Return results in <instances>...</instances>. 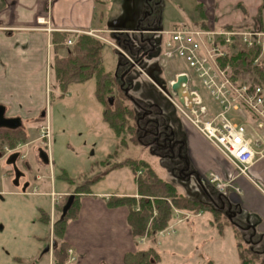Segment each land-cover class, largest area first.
I'll return each mask as SVG.
<instances>
[{
    "label": "rangeland",
    "instance_id": "1",
    "mask_svg": "<svg viewBox=\"0 0 264 264\" xmlns=\"http://www.w3.org/2000/svg\"><path fill=\"white\" fill-rule=\"evenodd\" d=\"M145 4L146 0H97L95 18L99 20L102 31L88 34L103 42L100 56L105 72L114 73L119 61L132 59L125 48L114 45L110 32L115 31L111 30L112 28H136L144 14ZM195 6V0H165L160 29L195 27L198 20ZM154 37L159 43L158 61L152 62L149 56H144L138 61L132 60L135 86H130L129 91L127 87L125 89L138 107H156L158 113L151 118L162 122L159 140H153L151 135H148L145 141L147 145L132 142L127 146L120 145L117 137L102 118L103 106L95 97L93 80L71 83L66 93H62L55 88L53 76L49 78L48 74L46 101L43 107L46 111L45 116H41V110L35 117L29 115L24 117L19 114L21 125L10 131L21 134L23 147L19 149V153L25 158H18L11 164L7 162L11 153L0 155V264H33V262L48 264V257L49 264H54L53 221L60 215L57 211L63 209L69 195L72 193L75 195V191H80L81 185L86 182L89 185L88 190L108 193L107 197L133 193L136 189L135 174L129 167L123 166L107 174L104 173L111 164L105 166L101 161L114 151L116 153L112 162H121L126 158L144 159L161 178L175 182L178 192L193 197L201 196L194 174L182 172L185 169L180 154L182 136L174 120L180 117V114L166 95L151 81L156 82L178 102V98L168 86V80L177 71H186L191 78H194V73L181 58L163 57L165 35L154 34ZM58 51L59 54L63 53L62 50ZM52 53L54 54L53 49ZM156 70L160 71L159 76L155 74ZM195 87L205 104H213L212 99L201 86ZM49 91H52L50 97ZM243 122L250 127L255 126L256 120L247 116ZM43 126L48 127L50 135L48 141L41 137ZM40 152L47 154L48 163L43 162ZM15 169L23 174L16 186L12 182ZM63 173L67 180L62 176ZM1 174H5L4 179L1 178ZM100 174L105 175L99 180L92 181ZM5 180L6 185L2 187ZM28 182L26 192H20L21 187ZM63 191L69 193L64 194ZM42 209L49 214L48 224L38 220ZM201 218L208 220L209 213L203 212ZM224 232L227 235L212 246L210 253L223 254L222 259L225 261L234 254L235 227L228 224ZM171 237L172 234H165L158 242L169 261L168 264H186L195 256L196 251H191L190 257H186L185 249L167 248L165 242ZM210 241L211 239L206 243ZM203 244L197 246V249L200 250ZM212 254L208 257L202 256L193 263L207 264L209 260H213ZM12 256L20 257V261H14ZM67 262L72 264L73 261L67 259ZM162 262L167 264L163 260Z\"/></svg>",
    "mask_w": 264,
    "mask_h": 264
},
{
    "label": "crops",
    "instance_id": "2",
    "mask_svg": "<svg viewBox=\"0 0 264 264\" xmlns=\"http://www.w3.org/2000/svg\"><path fill=\"white\" fill-rule=\"evenodd\" d=\"M262 1L195 0L198 13L196 23L203 18L209 28L242 26L248 30H260L264 28ZM96 2L97 0H0V103L5 106L6 116L20 117L21 114L24 117H35L40 110L42 112L46 101V78L48 74L49 78L52 77L53 57L59 53L50 42L51 35L57 32L88 34L102 31L99 20L95 18ZM116 30L133 32L135 28ZM209 107L216 110L214 104ZM247 114L249 119L256 120L254 115ZM180 123L186 157L184 170L194 174L196 182H207L211 173L218 174L230 185L226 192L227 199L232 204H237L240 210L258 216L256 228L259 233L264 234V157H257L248 166L246 173L241 174L190 122L181 118ZM5 185L6 180L2 187ZM136 192L137 188L133 193L115 196H132ZM62 193L67 194L69 191ZM107 195L102 191L91 190L80 194L77 215L67 222L64 231V240L74 256L72 264H126L125 254L136 251L142 245L140 242L136 243L132 235L127 218L128 208L124 205L109 206ZM202 214L177 224L176 231L170 233L172 237L165 242L169 249H185L186 257H190L191 251H196L195 256L186 264H194L193 261L196 262L202 256H210L212 246L227 235L224 231L218 233L209 224V219L201 218ZM201 244L203 246L198 250L197 246ZM158 249L162 260L168 264L159 245ZM211 256V264H241L236 241L234 254L225 261L221 253H213ZM12 258L20 261V257Z\"/></svg>",
    "mask_w": 264,
    "mask_h": 264
},
{
    "label": "trees",
    "instance_id": "3",
    "mask_svg": "<svg viewBox=\"0 0 264 264\" xmlns=\"http://www.w3.org/2000/svg\"><path fill=\"white\" fill-rule=\"evenodd\" d=\"M164 1L146 0L140 23H146L153 29L160 30ZM262 5H264V0ZM195 26L206 28L204 19L200 18ZM111 30H115L110 32L111 41L116 46L125 48L126 53L133 60L138 59L139 55L126 48L123 41L127 37L129 46L135 49L140 44L139 35L116 31V29ZM260 30H264V28ZM118 37L119 39H117ZM68 40H72V43L68 44ZM51 42L54 48L63 51L62 54H55L52 61L51 69L55 88L66 93V89L71 83L93 80L95 97L103 106L102 118L113 131L120 145L127 146L129 142L147 145L148 143L145 141L148 135H151L153 140H159L162 122L151 118L158 113L156 107H150L153 113L149 117L153 122L150 123L149 131L139 129L142 121L138 124L137 119L141 108L128 95L129 87L135 86L133 78H125V83L121 87L122 81L119 76L126 71L128 66H132L129 60L119 61L114 73L105 72L100 56L103 42L100 40L86 33L57 32L51 35ZM259 53L260 50L257 47L241 46L234 53L228 52L221 59V64L228 63L230 65L232 79L246 82L251 86L260 85L264 90V56L255 62ZM155 74L159 76L160 71L156 70ZM159 80L164 82L162 78ZM126 87L127 93L124 92ZM51 94L52 91H49V97ZM110 97H113L112 104L109 103ZM174 120L181 133L179 118ZM10 130H0V155L3 154L5 146L14 147L17 143L22 142L21 134ZM181 141L180 154L185 164V147L183 140ZM115 153L116 151L101 161V164L105 166L111 164L104 173L107 174L111 170L123 166L129 167L135 174L134 181L137 192L132 196H110L107 198L108 205L112 207L126 206L128 222L136 243H139L141 238H145V243L139 245L136 251L125 254L126 264H164L156 244V237L158 232L165 229L173 219V208L208 212L209 224L218 233H222L226 225H233L236 231L234 237L237 241L240 263L264 264V234L257 231L258 216L240 210L237 204H232L226 195L216 191L208 182H197L201 190L200 197L185 195L178 192L175 182L161 178L144 159L126 158L121 162H112ZM182 172L190 171L183 169ZM105 174H100L92 181L101 179ZM62 176L65 178L64 173ZM65 179L67 180V178ZM87 183L81 185L80 191H75L77 194L75 193L73 202L65 213L62 208L57 211L60 212V215L52 224L53 242H55V244L52 242L54 264H70L67 262L69 245L64 240V231L67 222L77 215L80 194L88 191ZM38 219L39 222L48 224L49 214L42 209ZM211 263V260L207 262V264Z\"/></svg>",
    "mask_w": 264,
    "mask_h": 264
},
{
    "label": "built area",
    "instance_id": "4",
    "mask_svg": "<svg viewBox=\"0 0 264 264\" xmlns=\"http://www.w3.org/2000/svg\"><path fill=\"white\" fill-rule=\"evenodd\" d=\"M157 34L165 35L162 56L181 58L193 70L194 78L186 71H179L168 81L178 102L156 82L152 83L173 103L181 118L190 122L239 173L245 174L257 157H264V90L260 85L251 86L232 79L230 65L221 64V59L241 46L257 47L260 53L255 62L261 59L264 56V30H248L242 26L175 27L157 30ZM67 43L71 44L72 41L68 40ZM196 85L207 92L216 106L215 111L205 104ZM247 113L255 116V126L249 127L243 122ZM49 136L48 127L43 126L42 139L48 141ZM20 148V144L14 148L5 147L4 154ZM24 157L23 154L20 155L21 159ZM207 182L223 195H226L230 186L216 173H211ZM201 214V210L193 212L173 208L174 221L158 232L156 242L165 234L174 233L180 222ZM144 239L143 237L140 241ZM68 260H74L71 249H68Z\"/></svg>",
    "mask_w": 264,
    "mask_h": 264
},
{
    "label": "flooded vegetation",
    "instance_id": "5",
    "mask_svg": "<svg viewBox=\"0 0 264 264\" xmlns=\"http://www.w3.org/2000/svg\"><path fill=\"white\" fill-rule=\"evenodd\" d=\"M138 26H139V28H138ZM140 29L144 30V32L140 33L139 32ZM133 33L138 34L139 38H140V44L137 46V48L133 49L129 46V42H127V37L124 39L125 41H123V42L126 44L125 45L126 48L131 49L135 54L139 55L138 59H136L134 61H138L144 56H149V58L152 62L158 61V59H159V48H158L159 43H158V40L154 37V34H157V30L153 29V27L146 25V23L145 24H143L142 22L140 23V20H139V22L137 23V26H136L135 30L133 31ZM132 66H128L126 68V71L119 76L120 80L122 81L121 87L125 83V78H134L133 72H132V68H133ZM140 108H141V112L138 116L137 123L139 124L142 121V124L139 125V129H141L143 131H145V130L149 131L150 123L153 122V120H151V118L149 116L153 113V111H151L152 109H150L148 107H145V108L140 107ZM5 116H6V114H5ZM6 117H8V116H6ZM178 118L181 121V118L180 117H178ZM0 129H2V128H0ZM4 129H9V128H4ZM11 130H13V129H11ZM19 144H21V142L17 143L16 145H19ZM5 147H8V146H5ZM14 147H9V148H14ZM14 153L17 154V157L15 159V161H16L19 158L20 153H19V151H14L11 154H14ZM10 155H8V156L10 157ZM19 172H20V175L18 177V183H19V179L23 175L21 171H19ZM1 178L4 179L5 174H1ZM14 180H15V174H14L12 182ZM13 185L16 186L17 184L15 185L13 183ZM28 185H29V182L24 187H21L22 191H20V192H26V188L28 187Z\"/></svg>",
    "mask_w": 264,
    "mask_h": 264
},
{
    "label": "water",
    "instance_id": "6",
    "mask_svg": "<svg viewBox=\"0 0 264 264\" xmlns=\"http://www.w3.org/2000/svg\"><path fill=\"white\" fill-rule=\"evenodd\" d=\"M125 93H127V90L124 89ZM109 103L112 104L113 103V97L109 98ZM41 115L44 116L45 115V110H42ZM21 125V118L16 116V117H6L5 116V106L0 104V128H9V129H16ZM17 157V154H11L10 157L8 158L7 162L8 163H14L15 159ZM40 157L42 158V160L45 163H48V156L45 152H40ZM20 175V172L18 169H15V180L13 181V183L16 185L18 184V177ZM74 199V194H70L66 204L63 207V213H65L71 206L72 202ZM55 243V242H53Z\"/></svg>",
    "mask_w": 264,
    "mask_h": 264
}]
</instances>
